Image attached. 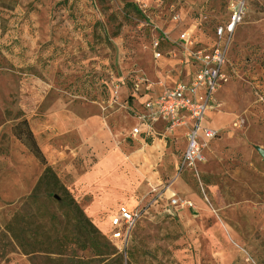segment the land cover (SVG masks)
Masks as SVG:
<instances>
[{
  "label": "rangeland",
  "instance_id": "rangeland-1",
  "mask_svg": "<svg viewBox=\"0 0 264 264\" xmlns=\"http://www.w3.org/2000/svg\"><path fill=\"white\" fill-rule=\"evenodd\" d=\"M230 1L0 0V264H264V0L227 49L198 177H175L181 142L130 135L135 108L186 70L181 48L152 58V35L202 45ZM22 123L44 162L15 136ZM47 168L57 185H39ZM121 205L138 219L111 242Z\"/></svg>",
  "mask_w": 264,
  "mask_h": 264
},
{
  "label": "built area",
  "instance_id": "built-area-1",
  "mask_svg": "<svg viewBox=\"0 0 264 264\" xmlns=\"http://www.w3.org/2000/svg\"><path fill=\"white\" fill-rule=\"evenodd\" d=\"M253 1L231 0L226 6L225 21L214 25L202 45L194 40L189 30L180 31L176 38H172L170 32L158 29L151 37L150 49L154 60L164 58L166 46L181 48L188 53V60L183 63L186 70L170 89L146 99L139 109H135L133 117L137 125L131 130V136H149L150 126L156 124L173 138L181 134L183 150L175 164V177L185 171L198 177L201 173L199 167L205 161V150L217 138V133L205 125L204 117L217 108L215 95L225 79L222 71L227 49ZM173 20L177 23L180 18L174 16ZM191 206L190 200L176 197L168 202L171 209ZM137 219L135 208L121 205L110 219L109 241L124 242Z\"/></svg>",
  "mask_w": 264,
  "mask_h": 264
},
{
  "label": "crops",
  "instance_id": "crops-1",
  "mask_svg": "<svg viewBox=\"0 0 264 264\" xmlns=\"http://www.w3.org/2000/svg\"><path fill=\"white\" fill-rule=\"evenodd\" d=\"M135 109H139V107L135 108ZM84 117H85L84 121H85V123H87L86 126L92 128L95 131V134H94L95 137H97L98 136L97 131L102 129L101 121L98 118L97 114L94 111L90 112L88 110L84 114ZM132 120L134 121V125L132 127V129H133L137 125V121H136V119L134 117H132ZM150 128H151V132H150L149 136L148 135H140V136H132V138L133 139H135V138L153 139V141H154L155 139H158L159 136H164L163 137V141L166 139L167 134L164 132L163 128L160 125L156 124V125L150 126ZM141 130H144V129H141ZM130 135H131V131H130ZM168 136H170L173 139V141H176V143H180L181 142L180 144L182 145V149H181V152H182V150H183V141H182V138H180L181 134H178L175 138H173L171 135H168ZM144 145L148 148L147 152H150L151 150H154V152H155L157 149L162 148L161 144L155 145V142L153 143L152 146H148L147 144H144ZM158 153H161V152H158ZM154 157L159 159L160 155H155ZM175 184H176V181L173 183V185H175Z\"/></svg>",
  "mask_w": 264,
  "mask_h": 264
},
{
  "label": "trees",
  "instance_id": "trees-1",
  "mask_svg": "<svg viewBox=\"0 0 264 264\" xmlns=\"http://www.w3.org/2000/svg\"><path fill=\"white\" fill-rule=\"evenodd\" d=\"M22 127L25 128V123H22L19 127H17L15 129V136L17 138H21L23 137L24 135V139L27 140L28 144V148H29V151L36 157L38 158L40 161L44 162V159L41 155V152L40 150L38 149L35 141L33 140L32 138V135L30 133V131L26 128V131L25 129H21ZM49 180H53L55 185H57V180L55 179V176H53L51 170L49 168H47L45 170V173L43 175V177L41 178V182H39V185L43 184L44 186H49L48 183H49ZM50 189L47 188V190H45L46 192L49 191ZM71 201V199H70ZM100 254H102V251H100Z\"/></svg>",
  "mask_w": 264,
  "mask_h": 264
},
{
  "label": "water",
  "instance_id": "water-1",
  "mask_svg": "<svg viewBox=\"0 0 264 264\" xmlns=\"http://www.w3.org/2000/svg\"><path fill=\"white\" fill-rule=\"evenodd\" d=\"M256 151L258 152V154L261 156V158H262L263 161H264V151H262V150L259 149V148H256Z\"/></svg>",
  "mask_w": 264,
  "mask_h": 264
}]
</instances>
